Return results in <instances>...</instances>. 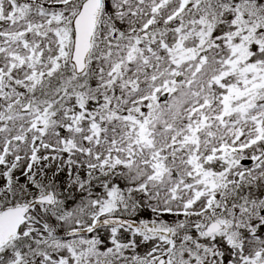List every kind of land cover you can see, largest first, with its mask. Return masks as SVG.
I'll return each instance as SVG.
<instances>
[{
  "label": "snow or ice",
  "instance_id": "1",
  "mask_svg": "<svg viewBox=\"0 0 264 264\" xmlns=\"http://www.w3.org/2000/svg\"><path fill=\"white\" fill-rule=\"evenodd\" d=\"M0 264H264V0H0Z\"/></svg>",
  "mask_w": 264,
  "mask_h": 264
}]
</instances>
